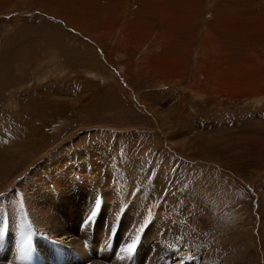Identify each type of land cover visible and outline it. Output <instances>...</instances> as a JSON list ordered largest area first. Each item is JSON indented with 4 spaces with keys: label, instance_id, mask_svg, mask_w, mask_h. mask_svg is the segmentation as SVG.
<instances>
[{
    "label": "rangeland",
    "instance_id": "obj_1",
    "mask_svg": "<svg viewBox=\"0 0 264 264\" xmlns=\"http://www.w3.org/2000/svg\"><path fill=\"white\" fill-rule=\"evenodd\" d=\"M44 258L264 264V0H0V264Z\"/></svg>",
    "mask_w": 264,
    "mask_h": 264
},
{
    "label": "bare ground",
    "instance_id": "obj_2",
    "mask_svg": "<svg viewBox=\"0 0 264 264\" xmlns=\"http://www.w3.org/2000/svg\"><path fill=\"white\" fill-rule=\"evenodd\" d=\"M140 227V226H139ZM64 237V236H63ZM172 238V237H171ZM61 239H62V237H61ZM65 242V241H64ZM82 248V247H81ZM78 249V248H77ZM105 249H106V246L104 247V251H105ZM78 251H80L81 252V255H82V251L80 250V249H78ZM84 253V252H83ZM83 257V256H82ZM150 257V256H149ZM78 258H80L79 256H78ZM4 261V260H3ZM151 261V260H150ZM4 263V262H3ZM135 263V262H134ZM2 264V263H1ZM6 264H7V262H6ZM26 264V263H25ZM42 264H49V262L48 261H46L45 262V258L44 259H42ZM91 264V263H90ZM124 264V263H123ZM136 264V263H135Z\"/></svg>",
    "mask_w": 264,
    "mask_h": 264
},
{
    "label": "snow or ice",
    "instance_id": "obj_3",
    "mask_svg": "<svg viewBox=\"0 0 264 264\" xmlns=\"http://www.w3.org/2000/svg\"><path fill=\"white\" fill-rule=\"evenodd\" d=\"M133 247H134V243L128 246L127 251L129 252L132 251Z\"/></svg>",
    "mask_w": 264,
    "mask_h": 264
}]
</instances>
